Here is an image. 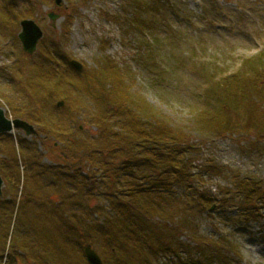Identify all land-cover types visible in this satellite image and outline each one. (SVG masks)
Wrapping results in <instances>:
<instances>
[{
  "label": "trees",
  "instance_id": "obj_1",
  "mask_svg": "<svg viewBox=\"0 0 264 264\" xmlns=\"http://www.w3.org/2000/svg\"><path fill=\"white\" fill-rule=\"evenodd\" d=\"M162 2L167 0H132L134 13L128 27L136 29L137 34L141 29L150 30L147 26H154V10ZM33 6L38 7V4L32 2L21 8V0H0V29L6 31L3 35L13 36L19 22L29 19L28 10ZM52 47L39 52L42 57L35 62L21 53L15 74L21 92L19 94H25L24 99L12 103L7 97L12 93H4L5 88L0 90L10 107L12 118H20L34 125L38 134L43 131L49 134L50 140L57 138L64 162L63 165L55 164L53 168L46 169L39 163V138L31 141L17 139L16 150L11 135H0V175L5 188L0 198V263L5 254L11 220L18 221L16 230L21 228V236L15 232L11 234L14 239L11 238L8 245L6 264L11 255L14 256L15 264H49L63 257V251L68 253L67 249L73 262L74 252L66 246L64 233L68 230L80 237V230L63 211H66L65 206L73 205L69 201V192L76 191L77 200L83 198L79 217L85 224L92 221L96 235L102 239L107 253L104 264H153L152 258L157 254L159 258H173L180 264L184 261L179 256L182 251L189 264H234L240 261V255L228 237L207 239L195 231L189 232L192 243L184 245L178 241V228L185 224L190 230V226L183 220L184 216L188 217L184 210L178 206L172 207L171 200L178 198L171 193L173 188L193 190L188 196L185 195L189 202L183 203L182 208L189 204L194 213H202L213 205L225 208L237 203L242 216L249 220L254 219L260 208L259 202L263 201V185L256 180L236 176L233 191H225L219 200L203 190L198 192L193 189L199 179L192 160L186 155L192 146L186 140L185 131L160 109L149 111L145 100L135 93L133 78L128 70H122L106 57L99 62L97 69H86L79 75L69 67L70 58L62 55L56 58L57 53ZM242 63L236 72L217 80L215 87H212L216 93L225 94L232 102L238 101L237 97L245 99L248 120L242 130L254 132L258 129L262 134L264 125L260 121L263 119L257 116L255 121L254 111L248 114L247 110L256 109V103L264 106V53L252 56V62L248 64ZM89 73L91 85L87 82ZM74 75H77L78 82L74 80ZM11 82V87H16L12 79ZM88 88L95 91L97 102L106 107L103 113L93 115L78 98V92L89 94ZM75 95L74 107L85 108L91 113L87 124L96 128L95 139L92 135L79 139L77 134L81 126H75L78 121L68 125L67 119L64 121L65 118L56 113L57 106L52 102L54 96L59 101L69 102ZM90 95L93 101V94ZM70 106L71 102L66 103L63 109L67 117L72 112ZM235 110L229 105L218 110H201L192 115L191 123L200 128L209 127L210 132L223 136L241 129L235 119L241 114L234 113ZM39 142L41 146L47 144L45 141ZM18 158L29 172V183L24 192L22 190L17 196V192L13 191L21 183ZM86 169L91 173H86ZM216 170L212 164L207 166L209 172ZM51 193L60 200L53 199ZM92 200L94 208L90 206ZM17 202L18 206L15 204ZM21 204L23 215L18 220ZM33 207L38 208L37 214L40 215L42 212L39 208L42 207L45 221L51 226L53 222V231L47 236L48 261L30 254L33 247L27 238H32ZM94 213L100 214L101 221L91 220ZM38 223V230L43 231L42 222H33L35 226ZM32 231L39 239L38 232L35 229ZM25 234L27 238L22 237ZM90 242L87 237L77 243L82 255V246ZM18 249L23 252L18 254Z\"/></svg>",
  "mask_w": 264,
  "mask_h": 264
},
{
  "label": "rangeland",
  "instance_id": "obj_2",
  "mask_svg": "<svg viewBox=\"0 0 264 264\" xmlns=\"http://www.w3.org/2000/svg\"><path fill=\"white\" fill-rule=\"evenodd\" d=\"M27 1L28 4H26ZM131 1L61 0L60 4L55 6L54 0H21V8L32 2L38 4V7L33 6L28 10L29 19L33 20L42 31V38L35 52L30 56L31 60L35 62L38 58L41 59L39 52L53 46L57 53L56 58L62 55L79 62L83 66L81 73L83 74L86 69V71L97 69L99 62L106 57L109 58L122 70L124 68L128 70L135 86L136 92H133L145 100L149 111L160 109L185 131L186 140L192 146L186 155L192 160L194 172L199 179L193 189H197L198 192L203 190L219 200L225 191H233V182L235 177L239 176L261 183L264 193V133L261 134L258 129L254 132L242 130V126L248 120L245 99L237 97L238 101L232 102L228 96L216 93L215 88L212 87H215L217 80L236 72L242 61L248 64L252 62V56L257 52L261 50L260 52L264 53V0H167L160 3L154 10V26L152 28L147 26L150 30L141 29L138 34L135 32L136 29L128 27L134 13ZM50 12L57 16L52 26L47 18ZM19 30L18 26L13 37L12 34L3 35L6 31L0 29V90L5 88L4 93H12L7 95L12 103L21 101L25 96V94H19L15 74L22 53L17 39ZM89 75L90 73L87 82L91 85ZM73 78L76 82L79 81L77 75ZM11 79L16 87H11ZM88 92L93 94V101L90 93L78 92V98H81L93 115L98 112L103 113L106 107L97 102L95 91L89 89ZM76 97V95L73 96V99L69 101L71 115L67 117L63 111L66 103H69L67 100L65 102L60 100L63 105L60 108L57 107L56 113L61 118H65L64 121L67 119L68 125L78 121L75 126L82 127L77 134L79 139L88 138V135H92L95 139L96 128L87 124L91 113L85 108L74 107ZM52 102L54 104L59 102L57 96H54ZM255 103L253 100V104ZM224 105L236 108L234 113L240 112L241 115H237L235 119L241 125L239 127L241 129L221 136L210 132L209 127L200 128L199 125L195 126L191 123L195 112L218 110ZM256 105V109H249L247 113L252 114L254 111V120L257 121L258 117H261L263 120L260 123L264 125V106L261 103ZM0 106L7 116L13 117L1 91ZM39 134L37 150L41 156L40 165L46 169L53 168L55 164L63 165V156L57 138L53 137L58 141L55 142L53 139H48L49 134L43 131ZM22 135L20 131L13 132L12 138L16 150L18 148L16 140L26 139ZM40 140L47 144L41 146ZM17 162L21 183L13 192H17L18 196L22 190L24 192L29 183L27 176L29 172L20 158ZM209 164L217 170L207 171ZM87 171L86 169V173ZM88 173L90 174L91 171ZM48 187L53 189L52 186ZM4 190L5 188H2V192ZM192 191L173 188L171 193L176 195V199L178 198V200H171L172 207L178 206L184 210L188 217L184 216L183 219L181 216V218L190 226V230L185 224L178 228L176 231L178 241L184 245L192 243L189 232L195 231L199 236L207 239L228 237L240 255V261L234 264H264V198L259 202L261 205L256 203L260 208L254 219L247 220L242 216L237 203L225 208L213 205L212 209L210 207L202 213H194L189 204L186 208H182L183 203L189 202L185 195L188 196ZM69 193L71 194L69 201L73 205L65 206L66 211L63 212L67 214L68 219L79 226L80 230V237L77 233L68 230L64 233L66 246L71 247L74 252L73 262L71 256L69 257L70 250L67 249L68 253L65 254L64 251L61 253L64 258H56L49 264H87L77 247V243L87 237L104 261L107 253L102 239L93 229L92 221L85 224L79 217L83 198L77 200L78 191ZM51 195L53 199L60 200L54 193ZM15 204L18 206V202ZM90 206L94 208L93 200ZM41 208L39 210L42 215L37 214L38 208L33 207L30 229L32 238L30 236L27 238V234L22 237L31 241L33 248L30 254L48 261L50 256L47 236L49 237V233L53 231V222L51 226L45 221V212ZM22 215L21 204L17 215L18 220ZM94 219L101 221L100 214L94 213L91 220ZM34 221L42 222L43 231L38 230L39 223L35 226ZM17 226L18 221L16 223L11 220L4 260L9 253V242L11 238L14 239L11 234L14 232L19 234L21 230V228L16 230ZM34 229L38 232L35 233L39 234L40 240L34 236L32 231ZM17 252L21 254L23 250L18 249ZM52 255L55 257V252L52 251ZM179 256L184 260L180 264H189L183 251L179 253ZM13 258V255L8 257V264H15ZM152 261L153 264H177L173 258H159V254L154 256Z\"/></svg>",
  "mask_w": 264,
  "mask_h": 264
},
{
  "label": "water",
  "instance_id": "obj_3",
  "mask_svg": "<svg viewBox=\"0 0 264 264\" xmlns=\"http://www.w3.org/2000/svg\"><path fill=\"white\" fill-rule=\"evenodd\" d=\"M60 2L61 0H54L55 6H58ZM47 17L51 22V26L54 25L57 16L53 13H49ZM19 26L20 31L17 34V38L21 44L22 52L27 56H32L36 50L38 41L42 37V32L32 20H23L19 23ZM69 64L77 73H82L83 66L79 62L71 60ZM62 105V102L57 104L58 107H62ZM13 130L23 132L26 137L34 138L37 136L34 126L19 118L13 120L7 118L4 114V110L0 108V135L9 134ZM2 184L3 182L0 176V196L2 195ZM82 251L87 264H103L101 258L90 244H84L82 246Z\"/></svg>",
  "mask_w": 264,
  "mask_h": 264
}]
</instances>
